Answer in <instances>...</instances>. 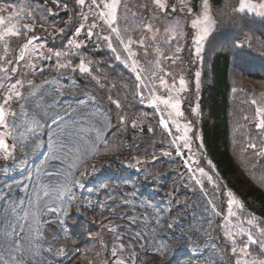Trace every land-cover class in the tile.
Wrapping results in <instances>:
<instances>
[{
  "label": "rangeland",
  "instance_id": "1",
  "mask_svg": "<svg viewBox=\"0 0 264 264\" xmlns=\"http://www.w3.org/2000/svg\"><path fill=\"white\" fill-rule=\"evenodd\" d=\"M210 1L212 17L216 23L203 41L200 53L197 54L194 37L198 29L192 27V20L201 13L203 0H185L184 4L181 0H162L163 8L158 7L155 0H121L117 7V21L113 26L120 29L125 43L129 37L135 41L131 51L136 53V56L129 58L124 45L117 40L115 33L110 32L106 24L99 23L94 29L95 34L87 37L88 26L93 23L91 18L87 21L75 18L76 26L81 22L85 23V29L79 37L74 34V28H69L64 35H55L54 38L56 29L65 27L64 22L71 15L75 0H67V11L64 8L65 0H0V14L7 19L15 13L17 18L12 20V23L17 25L34 24V31L28 38H31V35L40 38L36 42L37 50L26 51L25 58L20 63H16L15 57L20 55V45L26 41H17L15 37L9 38L10 46L7 53L3 44H0V57H6L0 60V67H16L19 72L14 75L9 71L7 75H12V80L3 82L31 80L33 90L40 89L37 97L31 98L26 104L29 112L36 111L40 116V110L34 108L32 101L44 97L47 103L42 105L43 109L49 111L53 119L60 115L64 117L65 123H68L69 117L64 114L70 107L75 108L76 115H72L71 120L76 122L78 130H85L86 138L95 135L94 132L89 133L88 129L90 125L97 124L103 119L100 113L110 117L113 125L117 123V109L115 104L109 103V98L120 101L123 111L119 114L128 116L126 125L106 129L102 133L109 145H115V149L105 153L101 148L99 154L86 159L85 163L88 166L94 165L96 168L87 169L88 174L82 179L83 187H73L76 200L68 209L66 216L49 213L48 209L57 207L59 202L53 204L54 196L45 198L41 187L55 186L58 181L62 183L63 174L72 159L67 161L63 160V157L59 160L54 159L53 156L59 155V152H54L48 145L50 134L55 141L58 129L63 125L59 122L53 124L52 120H48V126L39 133L38 139L41 144L36 151H32V146L29 145L26 151L18 147L16 154L7 160L0 156V221H2L0 231L4 230L6 225L15 224L17 219L22 218L24 212L30 210V204L38 205L40 210L39 229L38 232H33V235L42 237L38 239L41 252L35 260H29L28 264H63L69 261L72 257L70 249L75 247V243L69 238H60L59 235L65 229L66 219L73 213L79 216L84 208L101 206L105 209L114 200L119 201L121 212L116 204L111 207V213L115 214L106 217L104 226L107 230L99 229L90 236L93 246L91 245L89 264H116L118 259L124 261V264H236L237 259H245L239 254L245 243L249 245L250 255L247 259H264L259 243L249 242L246 235L251 231L254 240L264 239L258 231L264 229V223L256 220L253 212L246 207L248 203L257 207L258 202L252 199L243 200L242 194L245 190L241 186L239 195L230 191V186L229 189L226 188L228 184L225 181L223 183V178L219 177L212 167L210 168L208 156L203 152L204 149L198 147L199 143H196L194 137L196 134L201 141V133L198 130L200 123L206 118L201 105L204 86L202 83L209 73L205 54L217 37L220 47H228L223 41L225 36H221L225 28L217 21ZM108 2L110 0H103V3ZM251 2L258 4L261 0ZM88 3L90 4L91 0H88ZM238 6L239 2L236 9ZM189 8L191 12L188 11ZM49 9L58 15H49ZM29 11L33 13L32 19L26 15ZM76 11H80L79 7ZM84 11L87 13V4ZM242 13L264 16L256 12L249 13L247 10ZM176 21L182 25V34L173 35L166 31ZM145 25H150L151 31ZM103 36H111L115 52L107 47ZM70 39L77 40L82 47L70 50L68 48ZM141 39L144 41L143 46L139 43ZM39 45H43V48L40 49ZM56 52L67 55L57 58ZM117 55L121 57L120 60L116 59ZM82 58L91 61V71L87 74L78 70L73 71ZM133 59L136 60V71H133ZM8 61L13 63L9 66ZM157 61L159 68L155 67ZM60 65L68 66L61 68ZM236 65L242 69L240 63L236 62ZM154 71L157 73L155 78L152 75ZM165 72L172 75L165 76ZM197 72L200 73L199 77L196 76ZM137 73L140 74L141 80L137 79ZM4 76L5 73L0 72V78ZM181 76L185 79L186 86L179 92L178 98L182 101L184 117L177 119L181 128L180 132H177L168 116L171 109L165 108L162 104L150 105L148 100L151 98V91L158 95L164 94L159 84L160 78L165 79L169 86L175 81L176 87L179 88ZM249 80L248 77L247 83L251 86ZM259 84L261 85L259 92H262L263 96L259 95L257 105L249 99L247 93L241 95L246 107L237 105L235 102L240 101L231 98L230 129L234 135L230 145L244 168L247 164L246 157L254 162L264 157L256 154L258 148L255 149L256 152L251 153L255 150L248 147L252 142L257 143L259 148L264 147V144L260 143L264 140V130L256 128V124L264 120V114L257 112L258 109H264V81ZM191 85L194 86L193 90ZM247 90L258 91L257 87ZM21 91L25 96L28 95L27 88ZM141 91L145 97L143 103L136 95ZM232 92L234 93L233 90ZM4 94L6 93L0 92V96ZM172 95L177 94L173 92ZM93 96L96 97L95 101L91 99ZM80 100H84L85 103L79 104ZM48 105L52 107L48 108ZM12 107L19 110L18 103L14 102ZM193 108L196 112H193ZM162 118L169 120L167 129L160 123ZM132 119H137L136 129L131 126ZM185 124L191 128L188 133L191 146L190 149H185L183 142L177 141L181 153L177 155V144L172 141L183 134ZM132 133L141 136V141L132 143L130 139ZM165 152L169 155H164ZM200 167L205 170L204 176L197 170ZM189 168L192 171H189ZM83 170L84 167L81 165L80 171ZM247 172L251 179L264 184L263 176L255 177L248 169ZM135 174L136 179L131 176ZM76 175H79V172ZM113 175L117 183H124L129 188L121 192L116 190L113 184L104 186L107 176ZM188 176L191 178L187 181ZM193 176L200 179L202 185L196 184ZM209 176L212 177L211 182L208 180ZM181 181L186 183V188L182 191L178 189L180 193H175L174 187ZM106 187L108 194H103ZM228 193L242 205L240 208L232 206L235 216L228 215L227 200L230 198ZM37 197L40 199L37 200ZM209 200L215 204L220 215H215L211 211L212 205L209 204ZM13 202L19 207L16 213L9 211L5 220L4 210L10 208ZM111 217L114 218L115 222L111 220L114 223H108L107 218ZM252 217H255V224L250 226L247 220ZM209 218L210 224L207 222ZM61 219L64 221L63 224L58 222ZM22 222L26 225L32 223L31 220ZM169 224L172 226L169 227ZM46 226L51 230H46ZM231 226H238L232 228L233 231L238 232L242 228L245 233L236 237L235 244L225 237V232ZM138 232L141 235L136 239L135 234ZM23 235L24 233H21V238ZM124 237H128L129 240L126 241ZM121 244L123 250L120 249ZM114 247L117 249L115 257L112 253ZM233 247L237 249L236 255L231 251ZM61 248L62 253L59 251ZM193 248H196V251H192ZM0 252L7 256L6 244L0 248ZM105 254H108L106 256L111 259V263L105 258Z\"/></svg>",
  "mask_w": 264,
  "mask_h": 264
},
{
  "label": "snow or ice",
  "instance_id": "2",
  "mask_svg": "<svg viewBox=\"0 0 264 264\" xmlns=\"http://www.w3.org/2000/svg\"><path fill=\"white\" fill-rule=\"evenodd\" d=\"M121 0H110L108 3H103V0H91V3H88V0H75V4L73 5V11L69 16V19L65 21L64 28L56 29L55 35H64L69 28H74V34L79 37L81 32L85 29V23L81 22L78 26H76L75 18L79 17L82 21H87L89 18L93 20V23L88 26L87 29V37H92L95 32L94 29L98 26L99 23L106 24L111 33L116 34L117 40L121 44L124 45L125 50L128 52V57L133 58L136 56V53L131 51V46L135 43L131 37L128 38L127 43L124 42L121 31L117 27L113 25L117 21V7ZM158 7L163 8L164 4L162 0H155ZM181 3L184 4L185 0H181ZM87 4V13H85V5ZM102 5V6H101ZM186 6V5H185ZM79 7L80 11L77 12L76 8ZM65 11H67V0L64 3ZM256 12L258 15H264V0H261L260 3H252L251 0H239V6L234 11L244 12ZM49 15H58V13H53L49 9ZM191 12V9H188ZM29 19L33 18V13L31 11L26 13ZM17 16L14 13L12 16H9L7 19L0 14V44H3L4 51L7 53L9 44V38L15 37L17 41L24 40L26 41L22 45H20V55L15 57L16 63H20L25 58V52L31 51L35 52L37 50L36 42L40 39L35 35H31V38H28L29 35L34 31V24H24V25H17L12 23V20L16 19ZM216 21L212 17V12L209 4V0H203L202 3V11L196 17V19L192 20V27L194 29H198L196 36L194 37L195 43V51L197 54L200 53L203 41L209 35V32L212 30L213 26L215 25ZM151 31L150 25H145ZM166 31L172 33L173 35L182 34V25H180L179 21H176L172 26H170ZM103 40L107 42V47L111 49L113 52L116 49L113 47L111 36H103ZM140 45H144L143 39L139 41ZM82 47L81 43L77 40H69L68 41V48L71 50L73 48L80 49ZM39 48L42 49L43 45H39ZM159 51V49H157ZM179 51V49H177ZM62 55H67L61 52H56L55 56L57 58L61 57ZM6 57H0V60L5 59ZM120 56L117 55L116 59L120 60ZM127 62V61H125ZM13 63V61H8L9 66ZM91 61H88L84 58L80 59L78 65L73 69V71L78 70L80 73L87 74L91 71L90 68ZM68 65H60L61 68H66ZM133 71H136V60L133 59L132 63ZM156 68H159V61L155 64ZM9 71L12 74H19L18 68L16 67H0V72L5 73V76L0 78V92L6 93L0 96V156H3L5 160L9 157H12L16 154L17 148L26 151L29 145L32 146L31 150L36 151L40 147L41 141L38 139L39 133L42 129L48 126L47 121L52 120L53 124H57L59 122L60 127L56 134V140L54 141L51 138V134L49 136L48 145L50 148L54 150V152H59V155H54V159H61L63 160H70L67 165V170L63 174V182H57L55 186H41L44 192V197L49 198L50 196H54L55 199L53 200V204H57V207L49 208V213H60L61 215L66 216L68 209L72 206L75 202L76 197L73 194V187L79 186L83 187L82 179L85 177L87 172L88 165L85 163L86 159L89 157H93L100 153V149L103 148L105 153L108 151L114 150L115 145H109V142L102 133L106 129L111 128H119L121 125H126L128 122V116L119 114L123 111L120 101L116 100L113 101L109 98L110 104H115L117 109V123L113 125L111 123L110 117L104 115V113H100L103 117L101 121L97 124L90 125L88 132L95 133V135H89L87 138L84 135V129H77L75 124L76 122L71 120L72 115H76V109L71 108L69 111H66L64 116L69 117V122L65 123L64 117L60 115H56L55 119L49 114V111L44 110L42 105L47 103L44 97H39L36 100H33L34 108L40 110L41 115L38 116L36 111L29 112L26 104L29 103L31 98L37 97V92L40 89L33 90V81L27 80H16L15 83H4V80L11 81L12 75H7ZM163 71V69H160ZM153 78L156 77L157 73L153 72ZM165 76L172 75L171 73H164ZM196 76L199 77L200 73L197 72ZM95 79V78H94ZM137 79L141 80V76L137 73ZM99 83V81H97ZM159 84L163 89L164 94L158 95L155 91H151V98L148 100L150 105H164L165 108L171 109L168 113L169 118H171V123L175 127L177 132H180V124L177 122L178 118L184 117V112L181 109L182 101L178 98V94L182 91L185 86L186 82L183 76L179 78V88L176 87L175 81H173L172 85L169 86L168 82L160 78ZM141 87V85H137ZM147 87V85H144ZM27 88L28 95L25 96L24 92L21 89ZM175 92L177 95L173 96L172 93ZM62 94V93H61ZM137 96L140 97L141 103L145 100L142 91L137 92ZM93 101L96 100V97H91ZM19 104V110H15L12 105L13 103ZM84 100H80L79 104H84ZM255 103V101H253ZM52 105H48V108H51ZM193 112H196V109L193 108ZM258 114H264V109H258ZM160 123L164 126V128L169 127V120L162 118ZM131 126L136 128L137 119L131 120ZM257 129L264 130V120H261L259 123L256 124ZM149 131L151 132L152 129L150 128ZM191 131V128L188 124H185L183 128V134L179 135L178 137L173 139V143L177 144V141L183 142V147L185 149H190L191 146V138L189 137L188 133ZM171 135V132L169 133ZM196 139H200V137H196ZM11 141V142H9ZM261 144H264V140L260 141ZM248 147L251 149H257L259 146L257 143L252 142L248 144ZM164 155H169V153L165 152ZM179 151V144H177V155H180ZM257 155L264 156V147L259 148V151L256 153ZM155 159V157H153ZM47 161H45L46 163ZM195 162V161H193ZM187 163V162H186ZM83 165L84 170L80 171V167ZM134 166V165H133ZM93 169L95 166H92ZM201 176H204L205 170L204 168L200 167L197 169ZM189 171H192L189 168ZM79 172V175L76 173ZM196 184L202 185V181L200 179L195 178L193 176ZM209 182L212 181V177H208ZM207 195V194H206ZM230 197L227 200L228 205V215L235 216L236 213L232 211V206L236 205L238 208L242 207L240 202L237 201L234 197H232L231 193H228ZM40 198L37 197V200ZM21 204L23 201L21 200ZM209 204L212 205L211 211L215 215H220L221 213L216 211L215 204L209 200ZM17 205L13 202L10 208H5L4 210V219L7 220L9 211L11 213H16ZM77 211H79V205H77ZM207 211V209H206ZM39 216L40 210L38 205L30 204V210L24 212V216L20 219L16 220L15 224L6 225L5 229L0 231V248H3L4 245H7V256H5L2 252H0V264H28L29 260H35V258L40 254L41 248L38 244V239L42 237H38L37 235H33V232H38L39 229ZM31 220V224H25L22 221ZM2 222V221H0ZM59 223L63 224L64 221L61 219L58 221ZM209 224L211 223V219L209 218L207 221ZM247 224L252 226L255 224V217H252L247 220ZM172 225L169 224V227ZM238 226H231L225 232V237L230 239L233 244L236 243V237L239 235H244L243 229L241 228L240 231H233L232 228ZM17 228H19V232H17ZM9 229H11L9 231ZM27 229V231H25ZM260 232V236L264 237V229H258ZM21 233H24L23 237L21 238ZM140 233H136V239L140 238ZM247 240L252 243H259L260 249L262 253H264V239L262 240H254L253 234L251 231L246 233ZM55 239V238H54ZM191 240V238H189ZM120 249L123 250V244L120 245ZM51 251V249H48ZM61 253L63 249L59 250ZM192 251H196V248H193ZM234 255L237 254V249L233 247L231 249ZM113 256L115 257L117 254V249L114 247L112 250ZM163 254V252H161ZM240 255L244 256L245 259H237L236 264H264V259H247L250 255L249 253V245L247 243L240 249ZM116 264H124V261L117 260Z\"/></svg>",
  "mask_w": 264,
  "mask_h": 264
},
{
  "label": "trees",
  "instance_id": "3",
  "mask_svg": "<svg viewBox=\"0 0 264 264\" xmlns=\"http://www.w3.org/2000/svg\"><path fill=\"white\" fill-rule=\"evenodd\" d=\"M210 2L214 14L216 13L217 21L221 22L225 28L221 36H225L223 41L227 43L228 47H220L217 37L212 41L205 54L209 73L202 83L204 86L202 87L201 105L206 118L200 123L199 130L197 128L201 133V141L196 139V134H193L196 143H199L198 147L204 149L203 152L208 156L210 168L212 167L215 173L223 178V183L225 181L228 184L226 188L229 189L230 186V191L239 195L241 186L245 190V193L242 194L243 200L252 199L258 202L257 207L249 203L246 204V207L250 212H253L256 220L259 219L264 223V184L251 179L247 172L248 169L255 177H264V157L258 162L251 161L246 157L247 164L244 168L230 145L234 135L230 129L231 98L239 100L240 102L236 101L235 103L243 106L245 103L244 100H241L242 94L247 93L250 97L248 98L252 102L255 101V105L259 102V95L263 96V93L259 92V88H261L259 82L264 81V16L234 11L239 0H211ZM236 62L240 63L242 69L236 65ZM248 77L251 86H248ZM190 79L189 76V81ZM256 87L258 91L247 90ZM193 89L194 86L191 85V90ZM254 104L252 105L255 106ZM254 152L256 150L251 153ZM91 167L88 166L87 169ZM186 178L188 181L191 176ZM112 180L113 178L108 179L107 183L110 181L109 184H111L109 186L114 185ZM185 184L183 181L179 182L174 187L175 193H180L179 190L185 189ZM114 187L125 191L129 188V186L121 184L114 185ZM115 204L121 212L122 207L119 206V202L112 201L110 206L105 209L101 206L84 208L83 213H80L79 216H75L73 213L66 219L65 229L63 231L61 229L62 233L59 235L63 239L69 238L71 242L75 243V247L70 249L71 259L63 264H89L91 245L93 246L90 236H93L99 229L107 230L104 226L105 219L110 214H115L111 213L110 209ZM113 219V217L107 218L108 223H114ZM59 227L61 228V225ZM45 229L51 230L49 226H46ZM124 238L126 241L129 240L128 237ZM259 239L262 240V238ZM106 255L108 254H105V258H107ZM107 260H110L108 262L111 263L110 258Z\"/></svg>",
  "mask_w": 264,
  "mask_h": 264
},
{
  "label": "water",
  "instance_id": "4",
  "mask_svg": "<svg viewBox=\"0 0 264 264\" xmlns=\"http://www.w3.org/2000/svg\"><path fill=\"white\" fill-rule=\"evenodd\" d=\"M134 129H136V128H134ZM140 140H141L140 136H137L136 139H135V141H140Z\"/></svg>",
  "mask_w": 264,
  "mask_h": 264
}]
</instances>
